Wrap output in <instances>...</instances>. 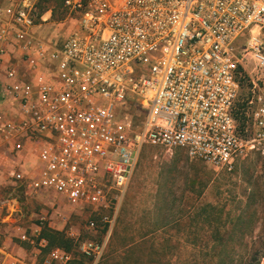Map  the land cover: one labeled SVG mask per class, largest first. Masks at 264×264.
I'll return each instance as SVG.
<instances>
[{"label":"built area","instance_id":"1","mask_svg":"<svg viewBox=\"0 0 264 264\" xmlns=\"http://www.w3.org/2000/svg\"><path fill=\"white\" fill-rule=\"evenodd\" d=\"M38 2L0 0V156L18 160L5 172L25 193L113 208L147 145L216 170L253 151L264 161V0H65L78 15L65 38L38 34ZM0 202L10 212L20 203ZM100 219L102 241L66 231L92 264L116 224ZM29 240L38 253L47 245ZM72 259L55 247L43 262ZM0 264L28 262L0 246ZM251 264H264V248Z\"/></svg>","mask_w":264,"mask_h":264},{"label":"rangeland","instance_id":"2","mask_svg":"<svg viewBox=\"0 0 264 264\" xmlns=\"http://www.w3.org/2000/svg\"><path fill=\"white\" fill-rule=\"evenodd\" d=\"M60 2L42 0L41 5L56 12L49 10L38 19L35 29L40 36L65 38L76 26L78 15L65 9L64 18L58 19L64 15L58 8ZM247 93L246 87L241 90L240 102ZM140 114L138 121L144 118L145 108ZM17 161L0 156V201L8 195L19 199L20 211L14 221L18 225H48L65 233L73 229L79 240L102 241L100 215L116 216L114 229L119 234L114 246L122 250L147 235L142 247L154 243L156 264H251L264 248V161L258 152L239 158L228 171L192 159L181 148L169 154L147 145L121 202L99 211L71 204L52 190L25 193L5 172ZM28 165L38 166L36 159ZM5 213L0 202V245L11 232V221L2 220ZM92 216L99 224L95 229L89 227ZM239 224L246 227L239 230ZM48 252L41 249L37 264H44ZM70 252L73 259L90 264L78 244Z\"/></svg>","mask_w":264,"mask_h":264},{"label":"trees","instance_id":"3","mask_svg":"<svg viewBox=\"0 0 264 264\" xmlns=\"http://www.w3.org/2000/svg\"><path fill=\"white\" fill-rule=\"evenodd\" d=\"M42 0L38 2L37 5V14H36V23H38V19L42 17V15L49 10H52L50 7H44L41 5ZM64 2L65 0H61L60 6H58L59 9L63 10L64 15H59L58 19H63L66 12L64 8ZM56 12V9L52 10ZM247 77H243L242 81L246 83ZM245 87V84L243 85ZM240 108L245 107V102L239 104ZM242 111V110H241ZM238 229H242L246 227L245 225H237ZM242 232V230H241ZM119 230L118 228L114 229V232L110 238V241L108 243V250L101 259L97 262V264H156V257L155 255L157 252L155 251L154 243H149L148 246L142 247L144 243H146L147 235L142 238L141 241H136L131 244H126L123 249H119V247L114 246L115 238L118 236ZM232 237V236H231ZM40 238H45L47 240V245L43 247V250L45 252H48L52 248L60 247L67 251H70L76 246V242L69 237L64 231L53 229L48 225L42 226V231L40 234ZM230 238V236H229ZM87 258V257H86ZM167 258H169V253H167ZM89 260V263L92 264V260L87 258ZM66 264H84L82 261L75 259H72L71 261L67 262Z\"/></svg>","mask_w":264,"mask_h":264},{"label":"crops","instance_id":"4","mask_svg":"<svg viewBox=\"0 0 264 264\" xmlns=\"http://www.w3.org/2000/svg\"><path fill=\"white\" fill-rule=\"evenodd\" d=\"M13 161H17V160L12 158V162ZM2 184H0V185H2ZM48 190L49 189H45V191H48ZM16 207H17V209L14 212H10L8 209L5 210L2 207L6 212L5 216L3 217L2 220L11 221V222H8V224H9L8 228L11 229V232L5 238V240L2 242V244L0 246L7 248L10 252L16 254L17 256H19L22 259H25L26 262H28V264H37V260L39 257V255H38L39 250L37 249V246L32 244L29 239H31V238H34L36 240L39 239L41 231H42V226L39 224H36V223H30L27 225L26 224L25 225H20V224L18 225L16 223H14V221H17L15 219L16 215L20 211V203ZM53 229L61 230L60 228H53ZM24 235L27 236V239L23 238Z\"/></svg>","mask_w":264,"mask_h":264}]
</instances>
